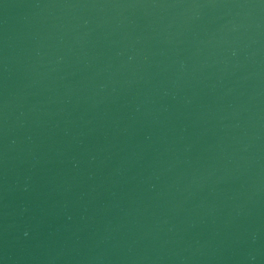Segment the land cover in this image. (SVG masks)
Segmentation results:
<instances>
[{"label": "water", "instance_id": "water-1", "mask_svg": "<svg viewBox=\"0 0 264 264\" xmlns=\"http://www.w3.org/2000/svg\"><path fill=\"white\" fill-rule=\"evenodd\" d=\"M0 264H264V0H0Z\"/></svg>", "mask_w": 264, "mask_h": 264}]
</instances>
